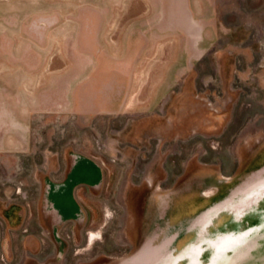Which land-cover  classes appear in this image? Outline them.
I'll return each mask as SVG.
<instances>
[{
  "label": "rangeland",
  "instance_id": "374dc122",
  "mask_svg": "<svg viewBox=\"0 0 264 264\" xmlns=\"http://www.w3.org/2000/svg\"><path fill=\"white\" fill-rule=\"evenodd\" d=\"M191 1L0 0V264H210L264 212V0ZM75 77L94 109L47 93ZM246 228L252 261L219 264H264Z\"/></svg>",
  "mask_w": 264,
  "mask_h": 264
},
{
  "label": "crops",
  "instance_id": "0c3cea01",
  "mask_svg": "<svg viewBox=\"0 0 264 264\" xmlns=\"http://www.w3.org/2000/svg\"><path fill=\"white\" fill-rule=\"evenodd\" d=\"M188 6H189V9L191 12L197 11L196 10L197 5L193 4V2L191 0H188ZM198 10H199V6H198ZM151 26H155V24L151 23ZM158 35H159L158 32H155V35L153 32L147 34V36L150 37V39H151V37L153 38V36L158 37ZM124 36H126V35L124 34ZM162 36L164 37L165 35H162ZM119 60L121 61V63L122 62L124 63L123 71L125 73V77L128 76V73H129V75H131V73L129 71H133V66L131 64L130 65L126 64V62L127 61L132 62V59H128L126 53H120L119 54ZM134 61H137L136 57L134 58ZM134 67H136V66H134ZM78 87H79L78 77H75L74 79L69 80V83H67V85H66V83H64L62 85V87H60L58 85V83L55 82L54 84H52V87H51V89L52 90L54 89V91H48L47 93L48 94H58L59 95L58 100L63 101V99H65L68 102V105L71 106V108L78 109V108L83 107V108H87V109H89V108L94 109L95 108V101H94L93 92L92 91H90V92H83L82 91V93H80L78 90ZM106 89L108 90L107 93L111 92V90L115 91L114 88L111 90H110V88H106ZM22 93L24 94V92H22ZM79 94L82 95V99H80ZM84 95H88L87 99H86V96H84ZM84 99H85V101H84ZM23 100H24V104H25L26 108L31 109L32 105L29 102V100L25 97V95H24ZM117 102H114L113 104H110L112 102H109L108 103L109 109L110 110L121 109L123 102L122 101H119L118 103ZM47 104H51L52 106H50V107H53V109L56 107H61V108L63 107V105L60 102H55L52 100H50ZM71 169H74L73 181L94 180V182H95L98 179V175H99L98 169H100V168L94 163L80 160V161H77L72 166ZM72 184L73 183H70V186ZM70 191H71V188H70ZM54 201H55L56 205L58 207H60V209L62 210L63 214H61V215H64V216L66 214H68V209L69 210H70V208L72 209V207H73L72 205H74L73 204L74 198L72 197L71 192H67L66 195H64V197L63 196L55 197ZM259 211H264V209L259 210ZM249 212H250V214L244 215L242 218H240V220H237V221L235 220L234 222H231L233 220V218H232V219L226 221L220 228H217L214 232H211V234L208 236L210 239L214 237V236L212 237L211 235H214V234L217 235L218 233H221L222 231L224 233H226L229 231V229L227 231L226 228H230V229H232V230H230L232 233L231 235L235 238V241L234 240L228 241V239H226L225 243L221 242V243H216V245H211V247H212L211 251H210V249L205 250V248H204L203 250H205L204 251L205 253L210 251V252H208V254L210 255V260H211L210 264H219L218 262L222 260L223 254H225V253L228 254L229 251L230 252L232 251V248L230 246L233 245V246H236V248H239L241 246V244H243V242L250 239V236H252V234H253L252 232L254 230L252 232H249L250 234H248L245 238H243V236L241 237L239 235L242 228L247 227L246 229H248V228H250V225H253L254 227L255 226L259 227L258 230H260V228H262V226L264 225V212H261L260 215H256V213L258 212V207L249 210L248 213ZM58 215H59V213H56V215H55L56 218H59V217H57ZM67 216L68 215H66V217ZM219 246H220V248H219ZM183 250H185V252ZM186 250H187V247H183L181 253L184 252V255H186L187 253H189ZM137 255L138 254H136L135 256H137ZM135 256L133 257V259L135 258ZM133 259L129 260L126 264H134Z\"/></svg>",
  "mask_w": 264,
  "mask_h": 264
},
{
  "label": "bare ground",
  "instance_id": "6f19581e",
  "mask_svg": "<svg viewBox=\"0 0 264 264\" xmlns=\"http://www.w3.org/2000/svg\"><path fill=\"white\" fill-rule=\"evenodd\" d=\"M257 236L255 234H252V236H250V238H256ZM226 239H228L226 237ZM232 240L235 241V239L231 238ZM226 241V240H225ZM225 241H220L225 243ZM225 246V245H224ZM223 246V247H224ZM232 248V253H233V256L231 258L232 261H234V259L236 260L237 263H240L242 261H245L246 263L249 262V261H252V254L247 252L248 250V246L246 244H243V246H240L239 248H236V246H230ZM248 247V248H247ZM260 251V250H259ZM145 253L142 252L141 254L138 255L137 257V260H135V262H137L136 264H143L141 259L144 257ZM165 260V258H161V259H158L154 264H159V262H163ZM135 262H133L135 264Z\"/></svg>",
  "mask_w": 264,
  "mask_h": 264
},
{
  "label": "water",
  "instance_id": "95a60500",
  "mask_svg": "<svg viewBox=\"0 0 264 264\" xmlns=\"http://www.w3.org/2000/svg\"><path fill=\"white\" fill-rule=\"evenodd\" d=\"M248 234H250L249 232H247ZM248 234H245L244 236L246 237ZM240 235V234H239ZM243 236V237H244ZM231 238H233L234 239V237H230L229 239H228V241H232V239Z\"/></svg>",
  "mask_w": 264,
  "mask_h": 264
}]
</instances>
